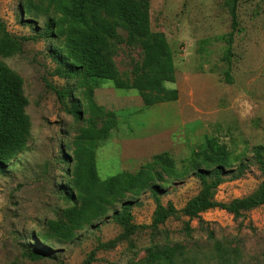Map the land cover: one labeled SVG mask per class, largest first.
Instances as JSON below:
<instances>
[{
  "label": "rangeland",
  "instance_id": "1",
  "mask_svg": "<svg viewBox=\"0 0 264 264\" xmlns=\"http://www.w3.org/2000/svg\"><path fill=\"white\" fill-rule=\"evenodd\" d=\"M134 1L151 31L163 34L171 48L174 81L164 84L177 89L178 98L147 107L134 89L94 81V102L116 116L115 127L94 145L97 174L105 179L120 171L134 173L160 153L181 170L196 151L216 156L224 149L226 170L240 162L248 167L236 179L224 174L214 198L227 203L247 196L262 180L253 150L264 147V0H238L235 27L224 0ZM59 17L48 0H0V39L21 42L19 52L0 56V66L21 80L29 122L24 148L0 165V264H152L153 245L177 247L174 264H262L264 205L237 219L220 208L201 213L200 220L179 214L156 229L150 226L155 201L145 190L122 199H132V223L139 226L126 237L112 216L118 203L75 228L70 239L51 229L50 221L67 225L66 210L80 205L70 161L90 117L80 78L56 72L62 64L55 58L64 55L58 31L66 26ZM48 18L56 23L52 36L43 32ZM103 53L127 80L142 59L140 41L129 37L124 24ZM94 123L99 128L103 120ZM159 185L161 203L169 201L178 210L200 189L192 172ZM26 246L42 247L49 256L27 258Z\"/></svg>",
  "mask_w": 264,
  "mask_h": 264
},
{
  "label": "trees",
  "instance_id": "2",
  "mask_svg": "<svg viewBox=\"0 0 264 264\" xmlns=\"http://www.w3.org/2000/svg\"><path fill=\"white\" fill-rule=\"evenodd\" d=\"M237 1L224 0L232 27L237 24L235 12ZM48 3L60 15L61 21L66 20L65 29L58 31L63 36L61 48L64 55L55 58L62 64L56 72L80 78V86L84 87L85 108L90 114L89 118L84 119L87 126L80 128L74 141L73 158L71 161L67 160L71 162L72 187L80 199V205L78 208L66 210L67 225L60 221L49 222L56 234H61L64 239H70L75 228L103 217L114 203H118L119 208L114 209L112 216L123 228L121 236L126 237L139 226L132 223L130 213L132 199H122L126 194L137 197L145 190L151 192L155 201L150 226L156 229L167 218L179 214L188 219L200 220L201 213L211 208H220L237 219L242 212L264 205L263 146L253 150L254 163L262 173L261 182L247 196L232 199L227 203L218 202L214 198L216 187L222 182V176L231 173V177L236 179L248 165L240 162L237 169L226 170L224 149H220L216 156L196 151L181 170L176 168L167 154L160 153L142 164L134 173L120 171L101 179L95 168L94 145L97 140L106 138L109 131L115 127L116 116L113 111L104 110L94 102L90 89L92 83L96 80H109L116 88L134 89L147 107L175 101L178 98L177 89L167 88L164 84L174 81L172 51L163 34L151 31L145 11L134 0H48ZM121 24L126 25L131 39H138L141 43L142 59L134 68L135 75L131 80L119 77L103 53L107 40L115 35L116 28ZM55 26V20L48 18L44 22L45 35L52 36ZM20 49L21 42L18 39L8 36L0 39V56L12 55ZM225 80L231 82L228 73ZM26 103L21 80L0 66V165L18 154L25 146L29 132V122L24 112ZM73 114L81 118L79 111L74 110ZM95 118L103 120L99 128L95 127ZM189 172L199 180L198 193L179 210L169 201L166 205L162 204L158 197L159 183L173 177L181 178ZM185 230L187 232L190 230L189 225L185 226ZM177 250V247L159 249L153 245L149 249L148 257L152 264H174ZM23 255L34 260L49 256L44 248L37 246H26Z\"/></svg>",
  "mask_w": 264,
  "mask_h": 264
}]
</instances>
